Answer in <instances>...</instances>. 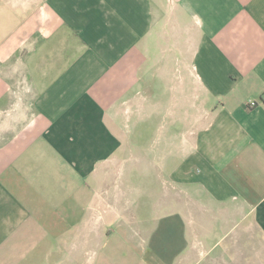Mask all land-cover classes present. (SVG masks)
I'll use <instances>...</instances> for the list:
<instances>
[{
  "label": "crops",
  "instance_id": "1",
  "mask_svg": "<svg viewBox=\"0 0 264 264\" xmlns=\"http://www.w3.org/2000/svg\"><path fill=\"white\" fill-rule=\"evenodd\" d=\"M156 105L168 209L129 225L114 126L136 153ZM263 245L264 0H0V264H264Z\"/></svg>",
  "mask_w": 264,
  "mask_h": 264
},
{
  "label": "rangeland",
  "instance_id": "2",
  "mask_svg": "<svg viewBox=\"0 0 264 264\" xmlns=\"http://www.w3.org/2000/svg\"><path fill=\"white\" fill-rule=\"evenodd\" d=\"M171 108L173 111L175 107ZM161 110L162 106L156 105L154 111L159 113V115L149 117L151 126L149 130L142 132L144 136L139 138L138 151L136 153L130 152V137L126 134L130 133V122H124V130L114 126L115 131L119 135H123L124 153L122 155L123 161L117 163L116 169L112 168L107 171V191L111 196L116 195L122 200L117 203H113V201L112 203H108V209H110L109 205L112 204L113 208L115 206L119 210H124L123 219L129 225L131 222H134V225L142 223V226H145L153 219V216L158 218V216L165 214V211L168 209L166 206L167 202L164 200V193H167V189H165L166 186L164 188L162 182V178L164 177L163 162L166 161L168 156L173 160L175 154H164L161 149V141L163 140L162 136L166 134L167 130L171 129L174 122L169 115H164ZM140 124L142 125V123ZM175 125L178 126L177 123ZM142 127L146 129L145 126L142 125ZM197 129L196 123L187 122L186 140L188 152L193 148ZM180 132H182V129ZM171 141L173 147L179 145V138H171ZM153 143L156 145L154 148L156 150L155 153L151 151L153 150ZM158 145L160 146L157 147ZM172 163L174 162L172 161ZM175 204L177 205V203ZM188 205H190V209L193 211L195 202H190ZM233 236L236 238L235 241H238L236 243L238 245L235 251H230L231 258L240 259L246 257V248L242 247L243 241H246V238L242 239V236L240 238L238 234H233ZM222 257H226L225 251Z\"/></svg>",
  "mask_w": 264,
  "mask_h": 264
},
{
  "label": "built area",
  "instance_id": "3",
  "mask_svg": "<svg viewBox=\"0 0 264 264\" xmlns=\"http://www.w3.org/2000/svg\"><path fill=\"white\" fill-rule=\"evenodd\" d=\"M254 104V103H253Z\"/></svg>",
  "mask_w": 264,
  "mask_h": 264
}]
</instances>
